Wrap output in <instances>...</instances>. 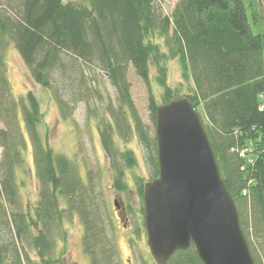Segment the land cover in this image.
<instances>
[{"label": "trees", "instance_id": "trees-1", "mask_svg": "<svg viewBox=\"0 0 264 264\" xmlns=\"http://www.w3.org/2000/svg\"><path fill=\"white\" fill-rule=\"evenodd\" d=\"M246 1L182 0L167 16L158 0H0V264H59L55 239L66 211L82 221L90 264L119 263L113 226L103 218L95 191L83 186L75 162L51 149L40 130L38 100L31 93L20 99L12 94L6 65L12 47L64 121L79 105L102 98L89 71L107 76L117 106L109 104L112 122L103 121L99 134L118 192L127 190L126 170L137 164L132 152L117 147L119 137L135 135L148 153L150 182L159 176L156 136L136 110L128 71L133 68L147 85L155 73L162 89L161 104L149 92L156 127L158 108L182 97L168 84V65L177 60L188 84L183 97L202 118L254 262L264 264V17L254 33ZM29 148L39 201L27 213L17 172ZM146 184L138 185L142 202ZM168 264L203 263L192 246Z\"/></svg>", "mask_w": 264, "mask_h": 264}, {"label": "rangeland", "instance_id": "rangeland-1", "mask_svg": "<svg viewBox=\"0 0 264 264\" xmlns=\"http://www.w3.org/2000/svg\"><path fill=\"white\" fill-rule=\"evenodd\" d=\"M180 1L182 0H158V4L164 15L171 16ZM257 2V5L251 0L245 2L254 33L260 31V27L263 26L261 20L264 17V0H257ZM257 11L260 13L255 14ZM254 17H257L258 22L254 21ZM6 65L13 96L20 99L31 93L36 97L42 115L40 130L44 136H48L50 148L75 162L82 175L83 186L95 191L94 197L100 204L103 218L113 226L111 235H114L118 247V264H144L145 262L155 264L146 243L145 230L141 226L143 202L138 190L140 181L146 184L152 177L148 153L135 135L125 140L120 137L115 140L120 151L132 152L137 162L136 167L126 170L127 190L118 192L113 187L111 161L101 143L99 127L103 121L112 122L108 114V106L109 104L117 106L118 98L107 76L94 69L89 71L95 77V86L101 92L102 98H97L88 105H79L71 118L64 121L50 94L34 83L13 47L7 52ZM154 76L155 73L150 85H147L136 75L133 68L128 71L132 99L152 138L156 136V127L150 118V90L157 101L162 103V89L156 83ZM168 84L178 89L182 97L185 95L188 84L183 80L182 69L177 60L171 61L168 65ZM3 128L4 126L0 124V131ZM1 154L0 148V159ZM24 156L25 167L17 172V180L19 184L24 183L20 187V202L23 212L28 213L39 201V190L30 148ZM114 199L120 201V204L123 203L128 210L130 221L127 230L123 229L122 223L117 218ZM64 216L62 232L55 239V259L59 264H90V259L83 252L84 227L80 217L77 214L70 215L68 211ZM19 248L22 251V248Z\"/></svg>", "mask_w": 264, "mask_h": 264}, {"label": "water", "instance_id": "water-1", "mask_svg": "<svg viewBox=\"0 0 264 264\" xmlns=\"http://www.w3.org/2000/svg\"><path fill=\"white\" fill-rule=\"evenodd\" d=\"M156 140L159 176L144 188L155 264H168L192 246L203 264H255L202 118L188 98L158 108ZM114 206L122 209L117 200Z\"/></svg>", "mask_w": 264, "mask_h": 264}, {"label": "flooded vegetation", "instance_id": "flooded-vegetation-1", "mask_svg": "<svg viewBox=\"0 0 264 264\" xmlns=\"http://www.w3.org/2000/svg\"><path fill=\"white\" fill-rule=\"evenodd\" d=\"M115 201H116V199H114V202ZM119 203H120V201H119ZM121 205H122V209L119 211L117 210L116 215H117L119 222L122 223L123 229L127 230L130 218H129L128 210L126 209L125 205L123 203ZM143 208H144V199H143ZM142 216H143V221H144V214ZM141 230H142V228H141ZM144 230L146 233L145 224H144ZM146 243H147V241H146Z\"/></svg>", "mask_w": 264, "mask_h": 264}]
</instances>
